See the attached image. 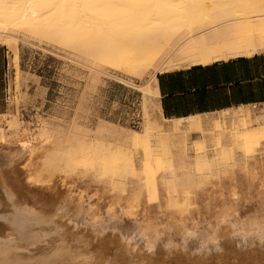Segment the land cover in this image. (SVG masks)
<instances>
[{
	"label": "bare ground",
	"instance_id": "1",
	"mask_svg": "<svg viewBox=\"0 0 264 264\" xmlns=\"http://www.w3.org/2000/svg\"><path fill=\"white\" fill-rule=\"evenodd\" d=\"M15 29L136 75L153 68L139 87L147 102L158 95L157 75L185 60L207 65L264 53V0H0V44L9 41L17 59L14 41L27 40ZM156 108L171 121L159 102ZM249 117L262 127L255 143H263L264 109ZM191 119H183L184 128L158 130L147 119L144 151L153 161L140 165L148 177L133 187L104 183V212L86 190L73 201L64 185H52L56 173L76 170L79 144L65 145L62 132L46 120L30 136L14 131L15 146L0 150V264H264V149L243 158L237 153L246 149L243 132L217 123L205 130ZM9 138L0 133V148ZM83 159L89 173L108 175L109 160L102 170L93 165L97 160L91 165L88 156ZM200 192L221 205L216 225L198 213ZM147 193L157 194L160 210L169 214L164 226L139 214Z\"/></svg>",
	"mask_w": 264,
	"mask_h": 264
},
{
	"label": "rangeland",
	"instance_id": "2",
	"mask_svg": "<svg viewBox=\"0 0 264 264\" xmlns=\"http://www.w3.org/2000/svg\"><path fill=\"white\" fill-rule=\"evenodd\" d=\"M13 33L21 39H26L27 42L22 40L14 41L19 51L17 59L12 53L9 41L5 40L0 44L3 45L0 47H4L6 52H8L9 63L4 78L5 82H0V90H2L1 99H3L0 102V109L3 111L0 114V133L7 134L10 137V143L5 144L0 150L6 152L5 150L8 147L15 146V143L12 142L16 138L14 131L28 130L27 133L30 136L31 131L32 134L36 131L38 121L46 120L50 122L54 128L56 127L57 131L62 132L61 140H63L65 145L70 142L74 143V146L79 144L77 147L80 146L79 148H82L83 153L86 155H83L82 151L78 153L74 160L77 162L76 170L58 172L61 173L60 175L56 173L52 177V185L62 189L64 187V190L67 189L68 191H66L69 194L67 196L72 198L73 201H77L80 198L77 195L86 190L85 192L88 193V196L92 197L90 203H93L92 205L98 204V207L103 212L106 211L109 199L108 195L103 193L102 188L104 183L123 182L133 187L134 184L137 183L134 186H138L141 181L144 182L148 177L149 169L141 170V162L143 160H145L143 162L149 159L148 162L153 161V158L148 157L147 151H144L147 150L144 146L146 140V132L144 130L146 121L149 120L151 124L153 122L151 126L154 127L153 125H155L156 128H154L156 130L161 127L184 128L187 123L184 120L163 121L156 108L158 95H154L147 102L143 100L139 87L147 83L153 73V68L146 69L142 75H136L105 60H100L87 53L67 48L50 38H42L23 29H15ZM185 61H179L178 64L181 62L182 67L192 65L188 61ZM259 110L261 109L256 107L240 108L238 110L222 112L217 117L200 116L192 118L190 122H203L202 128L204 129L206 125L205 130L215 129L214 123L219 124L221 130H230L233 127L234 131L240 130L245 134L242 143L246 146V149L243 148L244 151L243 149H238L239 152L237 150L236 152L242 155L243 158H247L244 156L245 154L248 156L247 159H249L251 155L258 156L261 150L264 149V142L255 143L262 127L254 121L252 123V118L250 119L249 117V115H253ZM252 111L254 112L252 113ZM235 119H239L238 121L243 125ZM20 125L21 127L19 128ZM100 127L105 128L104 132L98 133ZM101 135L104 136L102 137ZM197 137L198 134H194L191 141ZM89 152H91V156ZM98 154L101 156H98ZM145 154L147 157H145ZM87 156L89 160L93 156L94 161L97 160L93 165L95 167H99V165L103 166L99 167L102 170L107 167L110 161L112 165H108L109 167L106 168V170H109L108 175L104 173L103 176H95L93 172L89 173V168L84 165V160L86 159H83L87 158ZM102 156L106 159V163ZM253 157L251 156L250 158ZM138 159L140 160L138 161ZM91 161L92 165L94 161ZM1 162L2 157H0ZM102 163L106 166L104 167ZM20 169L26 173V168L23 165H20ZM6 171L8 173L9 170L6 169ZM142 175L144 179H142ZM133 177L137 180L136 182L135 180L132 182ZM107 184L105 186H108ZM78 190L80 191L79 193ZM201 193L198 194L200 195L198 213L216 225V217L219 215L221 205L217 203L216 199L210 201L211 198L207 199ZM73 194L74 196H72ZM147 195L150 196L148 197ZM76 196L79 198L76 199ZM146 196L140 202L141 208L139 206V214L147 216L146 218L148 219L159 221L164 226L165 223L169 222V214L163 211V209L160 210L159 203H157L158 195L147 193ZM208 205H210L209 209ZM239 210H241V207H239ZM243 216L245 215L243 214ZM158 218H161V220H158ZM166 233L170 234V232ZM251 246L254 247V243H251Z\"/></svg>",
	"mask_w": 264,
	"mask_h": 264
},
{
	"label": "crops",
	"instance_id": "3",
	"mask_svg": "<svg viewBox=\"0 0 264 264\" xmlns=\"http://www.w3.org/2000/svg\"><path fill=\"white\" fill-rule=\"evenodd\" d=\"M8 65V52L0 47V82H5ZM157 88L168 120L217 117L240 108L264 109V53L165 71L157 75ZM1 98L2 90L0 102Z\"/></svg>",
	"mask_w": 264,
	"mask_h": 264
}]
</instances>
